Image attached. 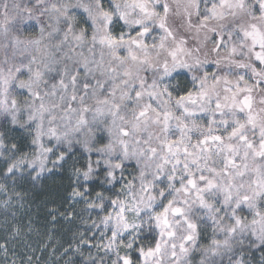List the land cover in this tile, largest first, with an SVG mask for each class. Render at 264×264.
I'll list each match as a JSON object with an SVG mask.
<instances>
[{
	"label": "snow or ice",
	"instance_id": "1",
	"mask_svg": "<svg viewBox=\"0 0 264 264\" xmlns=\"http://www.w3.org/2000/svg\"><path fill=\"white\" fill-rule=\"evenodd\" d=\"M0 264H264V0H0Z\"/></svg>",
	"mask_w": 264,
	"mask_h": 264
}]
</instances>
